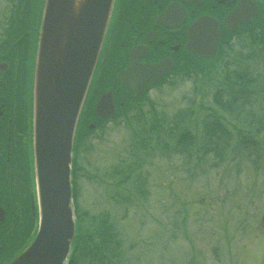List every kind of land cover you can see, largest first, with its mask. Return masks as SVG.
<instances>
[{
    "label": "rangeland",
    "instance_id": "1",
    "mask_svg": "<svg viewBox=\"0 0 264 264\" xmlns=\"http://www.w3.org/2000/svg\"><path fill=\"white\" fill-rule=\"evenodd\" d=\"M6 2L0 0V21L6 17ZM260 74L263 84L253 96L252 109L263 115V66ZM101 82L94 83L97 92L110 84ZM193 85L192 81H181L148 93L154 105L147 101L145 122L109 123L96 132L98 138L86 135L79 143L75 161L87 172L78 181L79 205L91 214L107 211L117 223L122 238L120 264H264V235L258 223L264 209V153L257 168L245 154L236 155L238 129L232 124V147L223 162L214 154L207 155L209 163L195 171L191 168L196 156L185 155L181 145H177L179 151L173 150L180 130L172 129L179 114L193 110L198 112L194 118H203L212 108L220 110L213 103L214 88L209 81L198 86L202 92ZM161 126L162 133L151 129ZM237 127L244 125L238 123ZM140 129L148 139L147 150L134 143V131ZM165 143H171L172 149L167 146L162 154L159 148ZM213 162L216 167H211ZM115 167L135 169L132 173L145 180L147 196L134 191L131 202L116 200L117 193L127 194L124 188L132 186V179L134 186L137 179L131 178L126 185L125 180L123 188L117 187L114 179L108 183L111 177L105 174ZM97 175L100 177H93ZM102 176L107 182L100 181Z\"/></svg>",
    "mask_w": 264,
    "mask_h": 264
},
{
    "label": "flooded vegetation",
    "instance_id": "2",
    "mask_svg": "<svg viewBox=\"0 0 264 264\" xmlns=\"http://www.w3.org/2000/svg\"><path fill=\"white\" fill-rule=\"evenodd\" d=\"M198 1L115 0L99 71L118 91H126L118 87L114 70L118 72L134 58L158 62L170 57L176 64L196 60L198 56L187 46L190 24L204 14L217 17L222 24L223 15L239 0H202V6ZM170 2L186 10L183 22L179 15L171 16L172 10L167 12ZM43 3L25 0L19 16L6 31L7 39L0 42V264L18 255L36 232L31 91ZM137 45L139 51L132 58L131 50Z\"/></svg>",
    "mask_w": 264,
    "mask_h": 264
},
{
    "label": "water",
    "instance_id": "3",
    "mask_svg": "<svg viewBox=\"0 0 264 264\" xmlns=\"http://www.w3.org/2000/svg\"><path fill=\"white\" fill-rule=\"evenodd\" d=\"M114 0H46L35 75V153L41 197V224L32 244L10 264H65L75 236L71 163L73 140L82 106L96 66ZM244 11L229 16L233 28L245 21ZM244 17V18H243ZM204 33L201 54H214L213 25L196 23ZM195 24V25H196ZM194 25V26H195ZM144 74L122 80L136 95L164 74V65L132 69ZM149 73L153 77L149 78ZM126 74V76H125ZM124 75V76H123ZM110 93L97 112H114ZM260 228L264 232V212Z\"/></svg>",
    "mask_w": 264,
    "mask_h": 264
},
{
    "label": "trees",
    "instance_id": "4",
    "mask_svg": "<svg viewBox=\"0 0 264 264\" xmlns=\"http://www.w3.org/2000/svg\"><path fill=\"white\" fill-rule=\"evenodd\" d=\"M252 28L247 33L248 40L252 42H227L225 46L221 47L216 57L203 60L201 65H195V68L200 69V76L196 78L199 83L194 90H201L202 92V88L198 89V86L209 81L211 87L213 86L214 88L213 103L220 110L212 108L210 113H204L203 118L202 115L194 118L198 112L193 110L179 114L172 130H180L177 135L173 133L178 136L175 137L176 145L173 146L176 152L180 149L177 145L184 146L185 151L183 153L189 155L190 158H192L193 152L197 151L196 155H198L197 158L199 160L197 165L199 167L209 163L210 160L206 159L209 154L217 156L220 162L225 161L226 153L232 147L233 134L230 130L232 125L238 129L237 133H239L234 142L235 146L237 145L234 150V152L237 151L238 153L236 155L243 156L245 154L255 168L261 165L260 161L264 153V114L258 115L253 111L252 99L259 92V86L263 84L260 70L261 66L264 67V29ZM237 46L240 48H236ZM187 72H190L185 73L187 77L190 76L196 80L194 74L196 70L191 69ZM134 99L136 104L127 103L121 115L128 116L126 118H128L130 124L133 122L141 124L143 120H146L143 118H145L144 108L148 105L147 101L154 105V100H147L145 96L134 97ZM201 108L202 110H208L207 107ZM90 111L92 113L93 110L91 109ZM94 117H96L95 114ZM89 120L91 121V119ZM238 123H241L244 127L238 128ZM87 124L84 121L83 129L90 131ZM192 126L195 128L193 129ZM151 129L155 132L157 131V133H162V126L161 128L152 127ZM134 132L136 134V136L134 134L136 145L141 150L144 147L147 149L148 139L145 140L143 130H135ZM167 146L172 149L171 143H165L161 146L163 151L167 150ZM215 165L217 164L215 163ZM113 169L110 173H106L105 176L107 178L111 177V182L108 183H112L114 179L115 185L119 188H123L125 180L126 185L131 178L136 176L137 179L134 186L124 188L127 194L117 193L119 197L116 200L122 201L121 199H123L131 202V194L134 191L144 197L147 196L148 188H144L145 180L141 176L132 173L135 169L131 167L123 171L118 170L117 167ZM83 173L87 172L80 166V168H76L75 177L78 178ZM121 175H124L123 180H121ZM105 176H102L104 179L99 178L101 179L100 181H104ZM117 178L120 179L116 180ZM74 192L80 229L74 243L75 257H77L78 252V260H86L88 258V264H120L122 238L117 223L112 220L110 213L107 211H101L98 214L83 212L78 202L80 191L75 188ZM201 198L203 199L204 197ZM82 222L86 224H82Z\"/></svg>",
    "mask_w": 264,
    "mask_h": 264
}]
</instances>
